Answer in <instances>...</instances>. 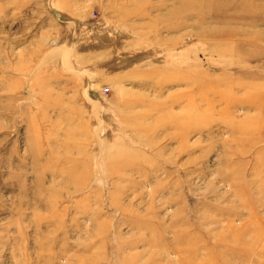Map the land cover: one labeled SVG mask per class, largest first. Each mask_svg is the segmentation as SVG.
Returning <instances> with one entry per match:
<instances>
[{
    "label": "rangeland",
    "instance_id": "rangeland-1",
    "mask_svg": "<svg viewBox=\"0 0 264 264\" xmlns=\"http://www.w3.org/2000/svg\"><path fill=\"white\" fill-rule=\"evenodd\" d=\"M0 264H264V0H0Z\"/></svg>",
    "mask_w": 264,
    "mask_h": 264
}]
</instances>
